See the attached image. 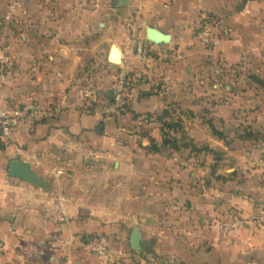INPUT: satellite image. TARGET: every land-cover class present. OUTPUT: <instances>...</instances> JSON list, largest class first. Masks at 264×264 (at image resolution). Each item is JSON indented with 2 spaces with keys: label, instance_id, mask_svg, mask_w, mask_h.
Masks as SVG:
<instances>
[{
  "label": "crops",
  "instance_id": "0c3cea01",
  "mask_svg": "<svg viewBox=\"0 0 264 264\" xmlns=\"http://www.w3.org/2000/svg\"><path fill=\"white\" fill-rule=\"evenodd\" d=\"M14 1L8 20L3 8L12 1L0 0V107L37 108L41 115L0 144V264H103L84 246L95 234L116 264H130L135 226L142 248L150 242V251H135L140 264H264V221L252 219L264 207L262 163L250 172L232 167L230 177L219 171L220 183L212 185L207 170L197 178L190 149L163 145L160 130L148 132L151 148L146 137L138 144L135 126L155 101L139 92L137 78L155 58L130 52L132 34L161 56L193 50L197 25L214 17L225 36V62L240 58L264 75V0H95L89 10H79L76 0ZM146 26L169 33V44L148 42ZM104 44L107 54L113 44L119 48V67L131 81L129 106L117 116L103 115L82 93ZM16 158L45 186L9 176ZM232 210L247 219L234 230L202 224Z\"/></svg>",
  "mask_w": 264,
  "mask_h": 264
},
{
  "label": "rangeland",
  "instance_id": "374dc122",
  "mask_svg": "<svg viewBox=\"0 0 264 264\" xmlns=\"http://www.w3.org/2000/svg\"><path fill=\"white\" fill-rule=\"evenodd\" d=\"M79 1L75 3L78 9L81 8L79 10H89L78 6ZM3 9L7 12L8 8ZM202 30L207 33L208 42L197 36L190 51L179 50L171 55L169 53L173 51L170 50L162 56L151 51L155 58L153 65L146 67L145 63L142 64L143 71L137 78L139 92H146L155 105L140 114L139 123L135 126L139 135V142H136L139 144L146 137L151 148L154 142L148 132L160 130L162 139L164 134L169 140H174L175 146L189 148L190 158L195 160L197 178L207 170L208 183L211 181L215 185L220 183V178L216 177L219 171L230 177L235 166H241L247 172L261 163L264 167V89L249 78L254 75L264 79V75L253 72L240 58L232 63L225 62L220 50L221 39L225 36L214 17L197 25L196 33ZM103 47L97 62H93V80L85 83L88 87L85 90L93 91L89 99L100 109L109 101L112 84L120 70L119 64L107 65L109 47L106 44ZM130 84L131 81L128 84V103ZM182 152L183 157L187 155V151ZM202 183L197 179V184ZM263 211L264 207L254 213L252 219L263 223ZM233 214L237 213L232 210L227 216ZM258 215L262 220L257 219ZM203 219L202 224L205 225ZM97 235L87 237L93 239L99 237ZM134 252L131 251L135 255L130 264H140V253ZM144 264L156 263L149 260Z\"/></svg>",
  "mask_w": 264,
  "mask_h": 264
},
{
  "label": "built area",
  "instance_id": "2783aa9c",
  "mask_svg": "<svg viewBox=\"0 0 264 264\" xmlns=\"http://www.w3.org/2000/svg\"><path fill=\"white\" fill-rule=\"evenodd\" d=\"M78 6L84 7L86 9H91L97 4L94 0H80ZM16 2L12 1L7 9L5 14L6 19H10L15 13ZM197 36L208 42L207 33L202 30L197 33ZM131 54L137 59L152 58L150 54V48L145 43V41L135 34H132L131 37ZM166 55V54H165ZM5 71V57L4 53L0 48V79L3 76ZM130 79L128 78L127 73L120 68L119 72L115 76V80L112 84V91L110 94V99L108 102H105L100 111L103 115L106 116H117L124 112L128 105V84ZM85 97H88L93 94L92 90H83L82 92ZM41 115L40 110L37 108L29 109H10L7 107H0V144L6 143L11 134L15 129L19 127L27 128L31 126ZM57 203L60 209V215L63 219H67L65 205H64V196L60 194L57 199ZM257 219L262 220L261 216H257ZM203 222L206 226L214 228L219 231H230L236 229L243 225L244 220L238 214H233V216H226L220 219H207L204 218ZM85 249L89 252L96 255L103 264H116V259L113 256L112 252L106 247V241L103 237H97L89 239L85 243ZM3 253V244L0 240V256Z\"/></svg>",
  "mask_w": 264,
  "mask_h": 264
},
{
  "label": "water",
  "instance_id": "95a60500",
  "mask_svg": "<svg viewBox=\"0 0 264 264\" xmlns=\"http://www.w3.org/2000/svg\"><path fill=\"white\" fill-rule=\"evenodd\" d=\"M121 3H126L127 0H120ZM146 40L152 44H168L170 42V34L152 26L145 27ZM107 60L111 64L121 63V52L119 48L112 45L107 54ZM7 174L11 177L19 178L37 187H44L45 182L43 177L39 176L35 171L31 170L29 164L19 158L12 159L7 165ZM129 247L134 251L142 249L141 233L135 226L132 228L129 235Z\"/></svg>",
  "mask_w": 264,
  "mask_h": 264
},
{
  "label": "trees",
  "instance_id": "16d2710c",
  "mask_svg": "<svg viewBox=\"0 0 264 264\" xmlns=\"http://www.w3.org/2000/svg\"><path fill=\"white\" fill-rule=\"evenodd\" d=\"M249 78H250V80H251L253 83L257 84L260 88L264 89V79L259 78V77L254 76V75H251ZM215 133H216L217 135H219V136L221 135V133L218 132V131H216ZM162 144H163V145H170V146L175 147L174 140H169L167 137L164 136V134H163ZM149 245H150V242H149ZM149 245H148L147 247L144 246L142 249H144V250H149V251H150ZM106 247H107L108 249H110L109 244L107 243V241H106ZM170 264H176V263H170ZM179 264H180V263H179Z\"/></svg>",
  "mask_w": 264,
  "mask_h": 264
}]
</instances>
